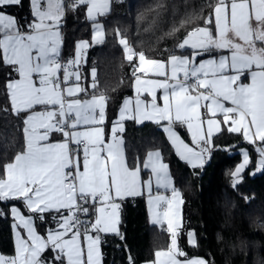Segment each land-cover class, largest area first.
I'll return each mask as SVG.
<instances>
[{
	"label": "snow or ice",
	"instance_id": "obj_1",
	"mask_svg": "<svg viewBox=\"0 0 264 264\" xmlns=\"http://www.w3.org/2000/svg\"><path fill=\"white\" fill-rule=\"evenodd\" d=\"M20 4L0 0V63L9 68L3 87L10 103L3 111L19 121L23 139L15 154L0 163V217L12 218L15 235L14 254L0 253V264H104L105 238H124L119 227L123 202L145 191L151 223L166 225L170 237L167 249L155 251L148 264H214L180 246L183 233L189 246L198 247L197 234L184 230V200L169 165L160 150L130 164L123 122L157 124L175 154L193 169L203 167L214 133L226 125V131L253 146L256 170L264 171V0H209L206 14L204 7L179 19L173 13L164 35L183 34L162 60L136 51L128 36L116 30L137 96L134 107L125 99L110 131V97L89 93L80 84L83 50L105 41L99 17L109 12L110 0H29L30 17L23 24L4 11ZM81 8L93 24L92 42H78L75 57L62 62V21L68 11ZM166 10L163 3L148 5L137 16L138 25L149 19L145 13L153 14L149 27L156 25ZM213 23L214 29L203 26ZM214 51L226 54L218 60L197 59ZM90 76L96 89L95 66ZM140 93L151 100L141 99ZM12 146L5 137L0 151L6 155ZM250 163L249 152L242 150V162L232 172L233 187ZM125 250L128 264H135Z\"/></svg>",
	"mask_w": 264,
	"mask_h": 264
},
{
	"label": "trees",
	"instance_id": "obj_2",
	"mask_svg": "<svg viewBox=\"0 0 264 264\" xmlns=\"http://www.w3.org/2000/svg\"><path fill=\"white\" fill-rule=\"evenodd\" d=\"M208 2L209 0L112 2L109 13L99 19L105 29V41L88 51L83 65L84 74L88 78L93 66L97 70L98 84L93 92H103L110 97L107 127L115 122L123 100L133 95L131 68L122 47L115 39L116 30L128 36L136 51L143 50L147 56L165 59V50L175 49L177 37L183 34L164 35L171 27L173 13L179 19L186 13L198 12L204 7L206 14ZM157 3L167 6L157 24L149 27L153 14L145 13L149 19L140 21L138 25L137 16L148 5ZM7 11L23 24L30 17L29 0H21L20 5L8 7ZM85 12L86 9L81 8L75 12L68 11L65 15L62 49L64 61L75 56L76 43L79 40L92 37V21L85 19ZM207 26L214 28L213 24ZM144 28H149V31L145 32ZM11 75L13 78L16 76L15 73ZM8 78L9 68L0 63V147L5 137L13 145L6 155L0 151V163L11 158L23 143L22 134L17 131L19 121L3 111L10 107L3 87ZM179 132L185 140H189L184 127L179 128ZM122 135L125 154L130 164L137 158L143 161L150 151L162 152L175 187L180 190L184 200V230H194L197 234L198 247L195 248L189 246L185 234L182 233L180 237V246L190 256L204 257L214 261V264H264V171L252 175L258 157L253 146L244 143L241 136L224 131L213 138L210 156L203 167L193 169L175 154L166 140V134L155 123L139 125L134 121H127ZM241 148L247 149L252 163L242 173L241 181L233 187L232 172L242 162ZM145 174L146 172L143 173ZM120 220V231L124 238L106 237L108 244L103 246L104 264H128V251L125 248L130 250L135 264H144L154 260L155 251L167 249L169 246L170 237L165 228L150 223L144 196L126 199L120 210ZM12 222L10 216L0 217L2 254H14ZM44 230L43 227L40 229L41 232Z\"/></svg>",
	"mask_w": 264,
	"mask_h": 264
},
{
	"label": "crops",
	"instance_id": "obj_3",
	"mask_svg": "<svg viewBox=\"0 0 264 264\" xmlns=\"http://www.w3.org/2000/svg\"><path fill=\"white\" fill-rule=\"evenodd\" d=\"M66 1H68V0H65V2ZM114 0H110V9H111V6H112V2H113ZM4 11H6L7 13H9V14H11L12 16H14L15 17V15L14 14H12V13H10V12H8L7 11V8L6 9H4ZM110 11V10H109ZM109 13V12H108ZM107 13V14H108ZM103 17V16H102ZM101 17H99V19H100ZM85 19L87 20V21H90L89 19H87V16H86V12H85ZM64 21H65V17H64V19H63V21H62V25L64 24ZM213 25H214V23H213ZM62 27V26H61ZM60 31H61V37H62V43H61V46H60V56H61V53H62V49H63V45H64V35H63V31H62V28L60 29ZM91 31H92V37H93V24H92V26H91ZM92 37H91V39H88V40H86V39H82V40H79L78 42H80V41H89L90 43L92 42ZM78 42L76 43V49H75V54H76V50H77V44H78ZM100 44H102V43H92V46H90V47H88L87 49H85V50H83V53H82V58H81V63H80V72H81V76H82V79H81V81H80V84H81V86H84V87H87L88 88V91H89V93H92L93 92V88L91 87V76H90V78H88V76L86 77L85 76V74H84V69H83V65L85 64V62H86V59H87V55H88V51L92 48V47H94V46H98V45H100ZM224 54H226V52L225 51H214L213 53H212V56H209V55H202V56H200V57H197V59L198 60H207V59H210V58H216L217 60L220 58V56L221 55H224ZM75 57V56H74ZM162 60V59H161ZM90 72H91V70H90ZM89 72V73H90ZM89 79V80H88ZM87 81H89V82H87ZM247 82H249V81H247V80H245V83H247ZM157 95L159 96L160 95V90H157ZM136 96H137V92L135 91V85H133V95L132 96H129V97H127V99H130V100H132V102H133V107H134V104H135V99H136ZM140 96H141V99H146V100H151V97L150 96H148L147 95V93H140ZM126 99V98H125ZM125 99L123 100V102H122V104L124 103V101H125ZM122 104L120 105V107L122 106ZM119 110H120V108H119ZM119 110H118V114H117V118H116V120L115 121H117L118 120V118H119ZM127 121H132V120H127ZM127 121H124L123 123H124V125H125V123L127 122ZM148 122H151V123H153L152 121H144L143 123H137V124H139V125H141V124H144V123H148ZM163 123V122H162ZM106 124H107V121H106ZM111 127H112V125H110L109 127H106V131H110V129H111ZM226 125L224 126V129L225 130H223V131H221V132H219V133H214V135H213V138L215 137V136H217V135H219L220 133H222V132H224V131H226ZM184 129L186 130V127H184ZM187 132V131H186ZM228 132V131H227ZM188 134V133H187ZM233 134H235V133H233ZM235 135H238V134H235ZM240 136V135H239ZM242 137V136H241ZM188 138H189V140L187 141V142H189L190 143V135L188 134ZM57 139H59V135L57 134ZM242 139H243V137H242ZM243 142L244 143H246L247 144V142L246 141H244L243 140ZM210 148H212V145H210ZM210 153H211V150H210V152H208V153H205V156H204V163H206L207 162V160H208V158H209V156H210ZM183 161V160H182ZM165 162V161H164ZM185 162V161H184ZM166 163V162H165ZM186 163V162H185ZM187 164V163H186ZM188 165V164H187ZM204 165V164H203ZM188 166H190V165H188ZM191 167V166H190ZM169 171H170V169H169ZM146 172V171H145ZM170 174H171V172H170ZM172 176V175H171ZM144 177L145 178H147V172H146V174L144 175ZM174 180V179H173ZM174 185H175V183H174ZM159 191H161V192H163L164 190L163 189H160ZM154 192H155V189H154ZM142 196H144L145 197V200H146V204H147V209H148V216H149V221H150V223H151V213H150V211H149V206H148V203H147V200H148V195H147V192L145 191V194L144 195H142ZM137 197H141V196H136V197H127L126 199H130V198H137ZM125 199V200H126ZM182 218H183V205H182ZM12 224H13V222H12ZM152 224V223H151ZM157 226H159V225H157ZM119 227H120V225H119ZM159 227H161V226H159ZM163 228H165V230H166V225L163 227ZM12 232H13V241H14V243H15V235H14V230H13V227H12ZM108 236H112V235H108ZM102 252H103V255H104V251H103V245H102ZM155 259V258H154ZM144 264H148V262L147 263H144Z\"/></svg>",
	"mask_w": 264,
	"mask_h": 264
},
{
	"label": "rangeland",
	"instance_id": "obj_4",
	"mask_svg": "<svg viewBox=\"0 0 264 264\" xmlns=\"http://www.w3.org/2000/svg\"><path fill=\"white\" fill-rule=\"evenodd\" d=\"M205 27L212 28L211 26H207V25H206ZM212 29H214V28H212ZM133 85H134V83H133ZM242 150H247V149H246V148H241V150H240L241 153H242ZM257 160H258V157H257ZM204 164H205V163H204ZM248 166H249V165H248ZM248 166H247V167H248ZM245 170H246V168H245ZM245 170H244V171H245ZM244 171H243V172H244ZM243 172H242V173H243ZM261 172H262V171H257L256 168H255V169L253 170V172H252V175H257V174H260ZM242 173L240 174V176L242 175ZM240 181H241V180H240ZM181 213H182V206H181Z\"/></svg>",
	"mask_w": 264,
	"mask_h": 264
},
{
	"label": "built area",
	"instance_id": "obj_5",
	"mask_svg": "<svg viewBox=\"0 0 264 264\" xmlns=\"http://www.w3.org/2000/svg\"><path fill=\"white\" fill-rule=\"evenodd\" d=\"M61 28H62V31H63L64 28H65V22H64V24L62 25ZM63 35H64V37H65V34H64V33H63ZM60 59H61L62 62H65L64 59H63V53H61ZM169 195H170V193H169ZM105 239H106V238H105ZM107 244H108V241H107V239H106V242H105L104 244H102V245L104 246V245H107Z\"/></svg>",
	"mask_w": 264,
	"mask_h": 264
}]
</instances>
